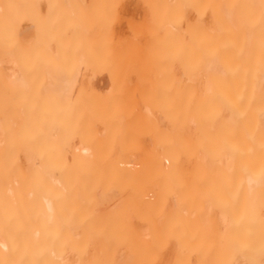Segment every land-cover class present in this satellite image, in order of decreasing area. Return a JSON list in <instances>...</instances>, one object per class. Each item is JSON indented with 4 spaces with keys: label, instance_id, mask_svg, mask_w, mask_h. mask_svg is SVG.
<instances>
[{
    "label": "bare ground",
    "instance_id": "1",
    "mask_svg": "<svg viewBox=\"0 0 264 264\" xmlns=\"http://www.w3.org/2000/svg\"><path fill=\"white\" fill-rule=\"evenodd\" d=\"M0 264H264V0H0Z\"/></svg>",
    "mask_w": 264,
    "mask_h": 264
}]
</instances>
